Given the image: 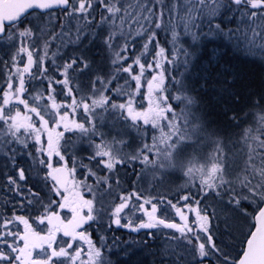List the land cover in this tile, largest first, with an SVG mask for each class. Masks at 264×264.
I'll return each instance as SVG.
<instances>
[{
	"label": "snow or ice",
	"instance_id": "6c2138e0",
	"mask_svg": "<svg viewBox=\"0 0 264 264\" xmlns=\"http://www.w3.org/2000/svg\"><path fill=\"white\" fill-rule=\"evenodd\" d=\"M226 21L236 27L225 31ZM261 22L264 0H0V43L11 50L7 60H0V196L4 197L0 200L4 209L0 212V264H113L110 256L118 253L112 252L104 231L113 226L161 238L160 264H264V135L251 136V128L239 134L246 144L254 142L249 145L243 179L230 178L218 163H212L196 195L185 194L173 202L166 196H144L139 190L121 192L116 195L118 203L113 201L107 208L100 203L99 209L95 196L84 199L80 191L81 183L94 191L87 178L96 173L81 161L79 166L87 175L78 182L76 162L69 168L63 150L67 141L60 143L74 124L91 144L97 134L96 109L115 110L131 121L138 135L148 132L142 121L158 131L159 138L154 132L152 144L143 143L126 155L97 144L89 160L107 157L99 163L115 173L116 187L121 178L115 166L141 160L142 154L141 163L166 168L144 153L158 158L160 142L175 134L176 141L168 145L171 149L179 143V135H189L190 127L202 119L196 110L199 98L185 80L198 49L186 47L184 38L199 45L202 37L227 32L249 51L264 54ZM169 33V39H160ZM237 33H242V40ZM97 46L107 65L103 72L95 70L90 55ZM178 67L184 71L177 75ZM81 78H88L87 86H81ZM142 82L146 94L141 93ZM208 83L205 77L203 86ZM213 83L221 96L232 99L235 95L232 80L220 78ZM58 97L65 99L58 102ZM116 97L126 101L116 103ZM137 97L147 99L146 111L134 106L139 104ZM170 100L184 105L179 115ZM81 109L84 121H69ZM249 112L253 124L264 125V104L259 99ZM178 119L183 121L180 126ZM61 127L64 131L56 130ZM209 140L219 142V138ZM54 157H58L55 164ZM102 179L107 183L109 177ZM108 195H113L111 185ZM58 209L67 210L70 217L62 218ZM225 213L238 223L237 235L232 237L240 248L236 255L232 254L235 247L212 227L213 220ZM190 214L194 220H189ZM34 224L47 227L38 229ZM93 225L100 233L98 244L89 232ZM172 241L179 243L173 247Z\"/></svg>",
	"mask_w": 264,
	"mask_h": 264
},
{
	"label": "trees",
	"instance_id": "16d2710c",
	"mask_svg": "<svg viewBox=\"0 0 264 264\" xmlns=\"http://www.w3.org/2000/svg\"><path fill=\"white\" fill-rule=\"evenodd\" d=\"M168 2H171V0H168ZM226 23L227 28H225V31H227L228 28L234 29L236 27L234 23L227 21ZM261 26L264 27V22H261ZM224 34L213 35L208 37V39H204L202 37L199 45H193L190 37H185L183 42L184 45L186 47H189L190 49H198V55L195 57L198 61L193 62L191 68L193 70H198L201 64L205 65L207 68V71L205 72L206 77L210 79L209 83L204 86V92H200L198 89H191L192 94L199 98L196 110L198 111V108H202L203 112L200 110L202 112L201 118H203V120H210L211 126L215 128L217 132L222 131L223 135L228 134L230 136L233 133L232 131L239 133L244 128H251L252 116L249 115L251 114L249 113V109L251 108L255 99H259L260 102L264 104V54L249 51L240 41L236 40L235 38L229 39L226 43H224L222 41V37H225ZM236 35L240 36L241 40L243 39L242 33H237ZM169 38L170 33L167 36L163 35V38L161 37V40L166 41ZM214 51L215 54H213ZM213 58H215V64L212 63ZM174 74H177V72L175 71ZM151 75L152 73H146V76L150 77ZM220 78L232 80L233 89L235 92V95L232 99L228 98L227 95L221 96L217 94L218 91H214L211 89L212 87H216L213 82ZM203 83L204 81L200 82V85ZM141 93H147L146 83H143ZM211 93H216L213 97L218 99L217 102H212L210 100ZM173 94L175 95L176 93ZM125 98L126 97H116L114 98V102L124 101ZM64 99V97H58V102H62ZM137 100L139 101V104L135 106L137 108L144 107L142 110L144 111L146 108V101L144 99H141L140 97H137ZM169 103L174 106V110H179L180 107L183 106V104H180L175 100H170ZM168 115L171 116L172 114L168 113ZM117 121L123 126H128L127 122L124 121L121 113L117 117ZM247 121H249L248 124ZM176 123L178 126H180L183 121H181V119H178ZM147 129L148 132L145 143L149 144L151 141H153V133L155 132L156 137H159L160 133L152 129L151 126L147 127ZM261 135H264V132ZM44 136L45 134L42 136V140L44 139ZM175 141V134L172 138H170V141L169 138L168 140H166L167 144L169 142L172 143ZM145 154L148 155V159L150 161H154V163L160 164V166L163 165L162 162H165L161 153H159L158 158L155 153ZM142 158L143 155H141V160ZM166 160L167 164H165L168 165L167 168L170 169L171 162H173L174 157L169 153L168 155H166ZM144 165H141V161L138 160L136 162L132 161L131 163H123L122 165H118V167H120L118 169L119 171L125 170L127 172V175H125V181L123 183L126 189L125 190L123 188L126 195L139 190L141 193H143L144 196H154L161 198L166 196L172 199L173 202H175L177 197L179 196L189 193L196 195L198 193L200 182H202L203 180L201 174L193 173L192 175L187 176L182 175L183 179L187 183H191L190 185H185L184 187H182L183 189L179 191H173V193H171L170 190L169 193L171 194H168V190H159V192L155 193V185L160 182V179H162L161 182H163L164 179L162 173H158L157 175L153 176V180L155 181V183L153 184V186L151 185L149 189L143 188L139 183H136L137 185L135 184L134 187H132V183L136 177L134 175H137V173H141L140 180L143 184L148 181L149 175L144 174L143 176V169L151 167L152 171L154 172L162 170L160 168H154L151 164H148L147 167H145ZM145 177H147L148 179L145 180ZM167 180H170L172 182L179 181L178 178H169ZM172 190H175V188H172ZM205 202L211 204V201ZM181 203L185 202L181 201ZM209 210H211V208ZM248 210L249 212H251L252 207L249 206ZM2 211H4V209H0V212ZM225 215L229 214L225 213ZM194 219V214H190L189 220L191 221ZM225 219L226 220L224 222H222V219H220V217L219 219L213 220L212 227L218 230V234L225 241V243H229L233 247H235V252H233L232 254L236 255L240 251V248L236 246V242L232 240V237L233 234L235 236V229L238 226V223L234 221V219L230 215ZM30 222L32 221L30 220ZM36 227L40 229V225L37 224ZM104 231L106 233L107 240L112 252L118 253V255L110 256L113 264H160L161 256L159 255V252L161 250V238H150L146 235L145 231H141L139 233L130 232L127 229L116 228L115 226H113L112 229H105ZM89 232L92 234V239L94 241H98V236L100 235V233L98 232L95 225H93V227L89 229ZM171 243L173 247H175V245L179 242L172 241ZM125 248L127 249L126 253L122 251V249ZM165 259L167 260V258Z\"/></svg>",
	"mask_w": 264,
	"mask_h": 264
},
{
	"label": "rangeland",
	"instance_id": "374dc122",
	"mask_svg": "<svg viewBox=\"0 0 264 264\" xmlns=\"http://www.w3.org/2000/svg\"><path fill=\"white\" fill-rule=\"evenodd\" d=\"M129 2L134 3L135 0H129ZM165 2L167 3L168 0H165ZM182 19H187V16H182ZM163 35L164 34H161L162 38ZM224 35L225 37H222L223 39L222 41L226 43L230 38L227 33H225ZM137 47L139 48L140 45H137ZM10 54H11L10 47L6 44L0 43V60H7ZM90 55L92 59L95 61L96 71L103 72L104 70H106L107 65L103 63L104 54L100 51L99 46L92 49ZM214 59L215 58H213V62H212L213 64H215ZM197 61H198L197 58H193L192 63ZM166 67H171V66L166 65ZM175 71L177 72V74H179L180 72H183L184 69L183 67H178L177 69L174 70V73ZM206 71H207L206 66L202 64L199 66L198 70H193L190 67L189 71L185 73V80L186 83L190 85L191 89L193 90L198 89L200 92H204V86H203L204 83L200 85V82L204 81V78L206 77L205 74ZM3 72H7V69H3ZM80 83L81 86H87L89 80L88 78H81ZM211 89L217 91L216 87H212ZM214 94L216 93H211L210 100L212 102H217L218 99L213 97ZM33 95H35V92H33ZM144 100L146 101V108L144 111H146L149 105L147 99L145 98ZM154 100H155V96H154ZM125 101L126 98L124 101H117L116 103L125 102ZM156 102L159 103V101ZM43 103L44 101H41V104ZM183 107L184 105L180 107V109ZM20 108L23 109V105H20ZM143 108L144 107L137 109L142 111ZM180 109L174 110L177 113V115H179ZM198 109H199L198 112L200 113L199 115L202 117L201 114L203 112V109L202 108H198ZM60 110L61 112L64 111L63 108H61ZM96 112L99 113V115L95 116L93 123L95 124V131L97 134L91 137V144H89L87 137L81 138L80 132L78 130H75L74 124L70 125V127L73 130L65 132L64 140H62L60 143L64 145L65 141H67V145L64 147L63 150L67 152V160L70 168L73 166V161L76 162L77 171L75 173V176L78 182H83L85 180V176L87 175L86 169L79 166L81 161H83L84 164H87L96 173V176H89L87 178V184L92 186L94 191L89 192L87 189L83 187V183H81L80 191L82 192L84 199H92L93 196H95L96 198L95 204L96 207L99 209L100 203H104L105 208H107L113 201H115L116 203L119 202L116 199V195L121 192L125 194L124 192L125 186L123 185V183L125 181V175H127L126 174L127 172L125 170H121V171L118 170L120 168L118 167V165H122L123 162L115 166L116 169L118 170V175L121 178L120 187H116L115 173H109V171L104 167V165L102 163H99L100 160H107L108 158L96 157L95 160H89V157L94 154V146L97 144H107L111 148V150L116 152L117 154L126 155L134 151H138L143 146V143L146 142L147 135L143 137L138 135L136 129L130 126L131 121L125 120L123 116L122 117L124 121L127 122L128 126H123L122 124H120L117 121V117L120 114L119 111H115V110L103 111L102 109L97 108ZM124 115H126V113ZM249 115L251 116V114ZM33 118L35 119L34 116ZM84 119L85 117L83 116L82 109L78 112L77 115L69 116V121L75 120L76 123H81L84 121ZM210 123H211L210 120H203L202 118L200 123L194 124L190 127L189 135L185 133L184 135L179 136L178 137L179 143H177V145H174L171 149L168 148L170 142L167 144L166 140H168L169 138L170 141V138H172L173 135L168 136L166 140L160 142L159 143V147L161 149L160 153L162 154L165 161L164 163L162 162L163 164L162 167H166V168L154 172L152 171L151 167H147L148 164L144 165V163H141V165L147 167L143 169V176L144 174L149 175V179L145 177L144 179L145 180L148 179V181L145 184H143L140 180L141 173H137V175L136 174L134 175L136 177L132 183V187H134L136 183H139L143 188L149 189L151 185L153 186V184L155 183V181L153 180L154 178L153 176L157 175L158 173H162L164 177L163 182H161L162 179H160V182H158L157 185H155L156 187L154 189L155 193L159 192V190H168L167 191L168 194H171L173 193V191H179L183 189L182 187H184L185 185L191 184V183H187L183 179L182 175L187 176L196 173V174H201L203 180H207L208 177L203 175V173L207 168L211 167L212 163H218L221 169L230 178H235L238 176L241 179H243L245 175V162L248 160L247 153L249 150V145L254 146V142L249 141L246 144L244 139L241 138L239 135L241 132L237 133L235 131H232L233 133L230 136L228 134L223 135L222 131L217 132V130L213 128ZM248 123L249 121H247V124ZM141 125L142 127H146V128L151 126V125H146V126L143 125L142 121H141ZM90 126L91 125L85 124V127H90ZM49 127L52 128L54 127V125L50 123ZM251 129H252L250 133L251 136L260 137V135L264 132V125L252 123ZM56 130L64 131L63 127L57 128ZM186 136H188V139H185ZM209 137L219 138V142L216 143L210 141ZM43 140L46 142L47 140L46 134ZM152 143L153 141H151L149 144ZM169 153L172 154V156L174 157L173 162H171L170 169H168L167 168L168 165H166L167 164L166 155H168ZM57 160L58 157L53 158L54 164L56 163ZM136 161L137 160H135V162ZM28 163H29L28 161H25L23 163V166L27 167ZM259 164L260 161L257 160V165ZM250 171L251 169H249V172ZM96 177H100L101 179L98 181ZM103 177H109L107 183L103 182L102 179ZM169 178L171 179L178 178L179 181L172 182L170 180H167ZM109 185H111V189L113 190V195L111 196L108 195ZM172 188H175V190H172ZM170 190L171 193H169ZM3 199L4 197L0 196V200ZM228 217L229 215L222 214L220 216V219H222V222H224L226 220L225 218ZM34 226L36 227L37 224H34ZM43 226L45 227L42 228L47 227L46 225ZM245 230L247 231V229ZM236 235L237 233L235 232V236ZM94 242L97 244L99 243V241H94ZM85 249H87V245H85ZM83 258L87 259V257H83Z\"/></svg>",
	"mask_w": 264,
	"mask_h": 264
},
{
	"label": "flooded vegetation",
	"instance_id": "af4514ba",
	"mask_svg": "<svg viewBox=\"0 0 264 264\" xmlns=\"http://www.w3.org/2000/svg\"><path fill=\"white\" fill-rule=\"evenodd\" d=\"M68 167H69V165H68ZM70 168V167H69ZM57 211H59L60 212V215L62 216V218H67V217H70V213H68L67 212V210H63V211H61V210H57ZM66 214V215H65ZM46 225V224H45ZM47 226V225H46ZM42 227H45V226H43V225H40V229L42 228Z\"/></svg>",
	"mask_w": 264,
	"mask_h": 264
},
{
	"label": "water",
	"instance_id": "95a60500",
	"mask_svg": "<svg viewBox=\"0 0 264 264\" xmlns=\"http://www.w3.org/2000/svg\"><path fill=\"white\" fill-rule=\"evenodd\" d=\"M31 11V10H30Z\"/></svg>",
	"mask_w": 264,
	"mask_h": 264
}]
</instances>
